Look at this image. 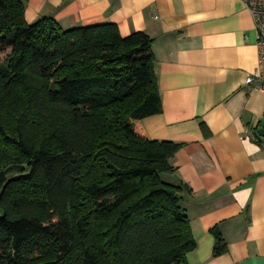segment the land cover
I'll list each match as a JSON object with an SVG mask.
<instances>
[{"label":"trees","instance_id":"trees-1","mask_svg":"<svg viewBox=\"0 0 264 264\" xmlns=\"http://www.w3.org/2000/svg\"><path fill=\"white\" fill-rule=\"evenodd\" d=\"M152 42L0 0V264H189L186 188L163 179L180 145L141 126L162 112Z\"/></svg>","mask_w":264,"mask_h":264},{"label":"crops","instance_id":"crops-1","mask_svg":"<svg viewBox=\"0 0 264 264\" xmlns=\"http://www.w3.org/2000/svg\"><path fill=\"white\" fill-rule=\"evenodd\" d=\"M25 21L63 30L114 24L142 32L151 51L162 112L141 121L146 137L180 145L170 184L196 249L189 264H264V96L246 79L259 63L258 34L242 0H23ZM264 6V0L262 1ZM225 253L213 254L216 235Z\"/></svg>","mask_w":264,"mask_h":264},{"label":"built area","instance_id":"built-area-1","mask_svg":"<svg viewBox=\"0 0 264 264\" xmlns=\"http://www.w3.org/2000/svg\"><path fill=\"white\" fill-rule=\"evenodd\" d=\"M246 8L250 11L253 21L255 24V29L258 34V46L260 49V60L259 63L264 66V6L263 0H242ZM261 80V85L259 86L260 92L264 96V73L255 72L253 75L246 79V83L250 85L254 80Z\"/></svg>","mask_w":264,"mask_h":264},{"label":"water","instance_id":"water-1","mask_svg":"<svg viewBox=\"0 0 264 264\" xmlns=\"http://www.w3.org/2000/svg\"><path fill=\"white\" fill-rule=\"evenodd\" d=\"M260 136L264 137V123L261 126V130L259 131Z\"/></svg>","mask_w":264,"mask_h":264}]
</instances>
